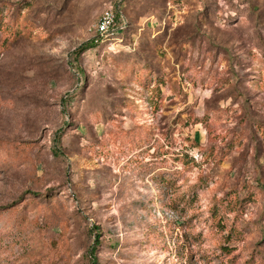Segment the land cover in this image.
Returning <instances> with one entry per match:
<instances>
[{
    "label": "rangeland",
    "instance_id": "1",
    "mask_svg": "<svg viewBox=\"0 0 264 264\" xmlns=\"http://www.w3.org/2000/svg\"><path fill=\"white\" fill-rule=\"evenodd\" d=\"M97 235V264H264V0H0V264Z\"/></svg>",
    "mask_w": 264,
    "mask_h": 264
},
{
    "label": "built area",
    "instance_id": "2",
    "mask_svg": "<svg viewBox=\"0 0 264 264\" xmlns=\"http://www.w3.org/2000/svg\"><path fill=\"white\" fill-rule=\"evenodd\" d=\"M119 9L114 5H109L102 12L99 19L91 26L97 34L96 37L116 36L122 27L119 24Z\"/></svg>",
    "mask_w": 264,
    "mask_h": 264
},
{
    "label": "trees",
    "instance_id": "3",
    "mask_svg": "<svg viewBox=\"0 0 264 264\" xmlns=\"http://www.w3.org/2000/svg\"><path fill=\"white\" fill-rule=\"evenodd\" d=\"M119 34H120V32H119ZM112 38H115V36H107L105 38L104 37H94L88 44L82 45L79 54L88 50V48L91 46V44L104 42L105 40L112 39ZM100 243H101L100 237L97 235L96 240H95V244L93 245V247L91 249V256L93 259V264H97V262H98V259H96L95 254H96V250L98 249Z\"/></svg>",
    "mask_w": 264,
    "mask_h": 264
}]
</instances>
